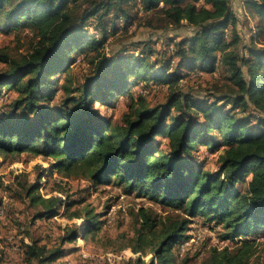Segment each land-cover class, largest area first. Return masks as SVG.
Returning <instances> with one entry per match:
<instances>
[{"label": "trees", "instance_id": "1", "mask_svg": "<svg viewBox=\"0 0 264 264\" xmlns=\"http://www.w3.org/2000/svg\"><path fill=\"white\" fill-rule=\"evenodd\" d=\"M244 4L259 22L264 21V0H244ZM133 8L153 11L165 27L190 26L191 36L177 42L179 64L189 71L198 67L213 71L217 63L225 65L235 89L217 100L230 102V110L217 100H187L177 86L182 78L178 70L170 63L157 68L148 53L107 55L103 46L110 30L104 21L113 16L127 21L133 18ZM0 19L8 29L28 26L37 38L20 57L0 50V62L5 64L0 69V97L2 91L16 94L9 112L0 117L1 157L22 152L39 155L48 159L51 171L66 176L81 172L95 183L114 180L127 192L183 213L167 216L158 225L148 208L134 212L138 226L128 246L139 254L127 258V264H174L172 248L186 236L194 216L220 223L221 239L238 240L232 248L211 247L201 264L250 263L259 244L243 236L264 233V119L256 114H264V48H250V56L241 58L236 50L238 36L226 38L225 28L236 20L230 0H0ZM89 24L99 37L87 31ZM263 30L261 24L259 31ZM84 46L96 52L90 58V74L74 89L65 76L64 105L72 104L50 106L47 102L57 92L55 74L69 66L75 49ZM141 81L166 83L167 99L151 105L142 93L136 97L129 93L127 108L116 124L94 106L130 92ZM250 106L255 112L245 117L231 112ZM158 137L167 139V149L159 146ZM219 146L215 171L192 160V151L199 147L212 151ZM248 176L245 188L239 189L238 183ZM40 179L38 175L27 186L26 195L39 205L36 215L45 217L65 201L41 194ZM65 214L84 222L66 225L60 243L74 241L81 230L86 236L100 228L99 213L88 204L72 211L67 206ZM24 245L28 260L39 264L64 253L61 246L47 248L36 240ZM147 251L152 256L145 262L141 254ZM180 264H188L187 259Z\"/></svg>", "mask_w": 264, "mask_h": 264}, {"label": "rangeland", "instance_id": "2", "mask_svg": "<svg viewBox=\"0 0 264 264\" xmlns=\"http://www.w3.org/2000/svg\"><path fill=\"white\" fill-rule=\"evenodd\" d=\"M230 7L236 20L225 28L226 38L238 36L236 50L241 58H248L250 48H264V30L259 31L264 21L259 22L257 16L248 11L244 0H230ZM153 14V11L136 12L133 8V18L127 21L115 16L104 21L110 30L103 46L107 55L119 51L123 55L144 52L148 53L151 62H157V68L170 63L171 68L175 67L182 76L177 86L179 92L189 101L217 100L220 96L229 93L230 88L235 89L229 80L230 71L221 63H217L213 71L205 67L189 71L183 64H179L177 42L182 38H189L192 29L188 25L178 28L165 27L155 16H152ZM1 21L0 19V50L16 57L30 51L37 40L32 30L28 26L8 29ZM86 29L89 33L100 36L92 24L87 25ZM95 53L85 46L71 53L69 66L55 74L58 80L57 92L47 104L52 107L64 105L61 84L65 76L70 78L71 88L74 89L86 75L90 74L92 69L90 58ZM3 67L5 64L0 62V69ZM154 68L156 69L155 66L153 70ZM129 90L130 92H124L122 95L117 93L107 104L95 102L94 106L110 123L116 124L120 122L121 115L127 108L129 93L134 97L139 92L142 93L151 105L164 102L169 95V87L164 82L145 84L141 81L131 86ZM73 94L74 91L71 96ZM15 95L13 90L2 91L0 117H4L9 112L8 104ZM217 101L218 104H223L224 110L232 108L226 99ZM71 104L72 102H68L64 106L68 107ZM231 110L232 114L239 118L255 112L252 106L245 111L239 107ZM256 114L264 119V114L259 112ZM191 115L197 117L196 113ZM217 138L220 139L218 135ZM157 142L159 146L167 149V139L158 137ZM221 150L222 146L212 151L199 147L192 151V160L204 169L215 171L218 168L217 156ZM49 167L48 159L27 152L15 157L0 156V206L3 208L0 214V264H39L36 259L28 260L25 254L24 244L32 243L33 240L47 248L57 246L63 248V255L48 264H127V258L133 259L139 254L134 253L128 246L135 238L138 226L134 212L140 207L148 208L156 216L158 225H160L159 220H165L167 216L183 215L181 211L166 207L151 198L125 191L123 185L114 180L108 183H95L81 172L66 176L51 171ZM38 175H41L40 180L44 184L39 191L41 194L58 195L65 201L53 215L38 217L36 214L40 211L39 205L33 204L26 195L27 186L34 182ZM248 178L249 176L238 183L239 189L245 188ZM84 204H88L99 213V230L95 235L88 233L86 236H83L81 230L79 235L82 236V240L76 238L74 241L60 243V236L66 225L82 226L84 222L82 218H68L65 214L66 207L68 206V211H72L81 208ZM221 229V224L218 222L204 220L201 216L192 217L186 236L176 242L172 248L174 264H180L184 259H187L188 264H201L211 247H234L238 240L221 239L219 235ZM243 237L255 239L259 244L249 264H264L263 231ZM82 250L95 253L96 256L83 258ZM151 256L152 253L148 251L141 254L145 262L149 261Z\"/></svg>", "mask_w": 264, "mask_h": 264}, {"label": "built area", "instance_id": "3", "mask_svg": "<svg viewBox=\"0 0 264 264\" xmlns=\"http://www.w3.org/2000/svg\"><path fill=\"white\" fill-rule=\"evenodd\" d=\"M0 179H1V175H0ZM43 187H44V184L41 183V184H40V187H39V191L42 190ZM2 212H3V208L0 206V214H1ZM77 239H78V240H82V236H81V235L77 236ZM81 254H82V257H83V258L96 256L95 253H91V252L84 251V250L81 251Z\"/></svg>", "mask_w": 264, "mask_h": 264}]
</instances>
